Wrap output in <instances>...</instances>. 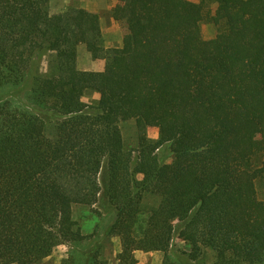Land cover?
I'll return each mask as SVG.
<instances>
[{
	"label": "trees",
	"instance_id": "trees-1",
	"mask_svg": "<svg viewBox=\"0 0 264 264\" xmlns=\"http://www.w3.org/2000/svg\"><path fill=\"white\" fill-rule=\"evenodd\" d=\"M118 1L127 33L104 50L95 27L53 24L49 0H0V88L35 69L28 99L56 119L47 137L38 115L0 102V264H38L65 243L77 248L67 264H109L72 220L73 206L95 205L114 214L104 232L120 239L113 264H137V251L171 264L175 235L193 262L210 250L213 264H264V0H208L213 14L186 0ZM205 16L218 30L209 41ZM83 44L102 72L77 69ZM87 91L99 99L84 103ZM119 113L141 136L158 129L134 160ZM168 145L171 164L159 155Z\"/></svg>",
	"mask_w": 264,
	"mask_h": 264
},
{
	"label": "rangeland",
	"instance_id": "rangeland-1",
	"mask_svg": "<svg viewBox=\"0 0 264 264\" xmlns=\"http://www.w3.org/2000/svg\"><path fill=\"white\" fill-rule=\"evenodd\" d=\"M49 0V15L51 22L57 24L62 22V17L68 18L73 26L81 25V22L77 18L75 10L71 8L67 10H60L59 0ZM197 4L204 5V14H213L216 8V5L210 4L208 0H193ZM56 4V6H55ZM54 7V8H53ZM201 36L203 40L209 41L215 38L217 34V28L208 21V17L205 16L204 20L200 24ZM102 45L99 44V47ZM98 46L95 48H99ZM92 49V50H91ZM89 47H83L80 50V53L77 52V58H79L81 64L87 56L94 57L97 55L96 52L93 53L95 49ZM92 51L90 54L86 51ZM89 54V55H88ZM46 57H41L37 61V66H39V73L44 74L47 69ZM35 69L32 68V71L28 75L27 79L19 86H5L0 88V102L11 101L17 104L21 108H26L30 112L38 115L44 122V134L49 137L51 134L52 123L56 120L55 117H49L48 112L41 110L35 105H33L29 99V93L33 85V78L35 74ZM99 99V95L87 91L84 93L82 101L86 104L95 102ZM118 126L122 135L123 140V149L125 152L131 153L132 160H134L138 154V150L141 145H143L148 140H156L158 138V129L154 127H149L145 130L143 136L138 132L136 123L134 120H128L119 113L118 114ZM173 149L170 145L166 146L159 153L163 161L166 164L172 163ZM262 157L258 159L256 165H260ZM139 180L142 179L141 175H138ZM256 197L259 201H264V177L258 179L255 183ZM143 204L147 209L156 208L159 204V199L154 196H145ZM114 214H105L100 210V207L97 205L92 207L84 206H73L72 208V220L75 223V229L84 236L85 241L81 243L85 247L92 245H99L101 259L106 261L109 264H113L116 260L117 255L121 251L120 239L118 237H106L104 236L105 229L112 222ZM77 248L71 244L65 243L56 247L51 255L39 262L38 264H67L75 258V252ZM189 248L187 244L179 239L178 235H175L170 248L168 249L167 255L170 258L171 264H213L215 260V254L210 250H205L203 255L196 260L195 262L190 261L189 257ZM137 264H164V254L163 252H149L143 253L137 251L134 253Z\"/></svg>",
	"mask_w": 264,
	"mask_h": 264
},
{
	"label": "crops",
	"instance_id": "crops-1",
	"mask_svg": "<svg viewBox=\"0 0 264 264\" xmlns=\"http://www.w3.org/2000/svg\"><path fill=\"white\" fill-rule=\"evenodd\" d=\"M186 1L195 3L193 0ZM59 2L60 10H67V8L75 10L77 15L75 19L81 22V25H76L77 27H95L99 30L102 49L118 50L122 48L127 30L124 24L116 21L112 15V11L121 5L118 0H59ZM52 3L55 2L51 0V8ZM83 47H86V45H80L77 52L80 53ZM86 52L92 53L90 50ZM76 67L80 71L102 72L105 67V61L87 56L83 64H81L79 58H77Z\"/></svg>",
	"mask_w": 264,
	"mask_h": 264
}]
</instances>
